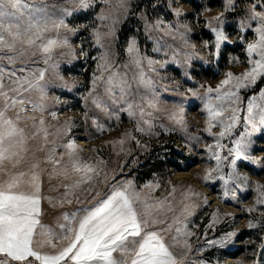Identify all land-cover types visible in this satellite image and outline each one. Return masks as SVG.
Instances as JSON below:
<instances>
[{"label": "rangeland", "instance_id": "rangeland-1", "mask_svg": "<svg viewBox=\"0 0 264 264\" xmlns=\"http://www.w3.org/2000/svg\"><path fill=\"white\" fill-rule=\"evenodd\" d=\"M0 143V264H264V0H0Z\"/></svg>", "mask_w": 264, "mask_h": 264}, {"label": "crops", "instance_id": "crops-1", "mask_svg": "<svg viewBox=\"0 0 264 264\" xmlns=\"http://www.w3.org/2000/svg\"><path fill=\"white\" fill-rule=\"evenodd\" d=\"M7 166L9 167V165ZM1 174L3 175V172L0 171V175ZM41 208L42 203L38 195L33 193H21L12 189L8 190L6 187H0V223L7 226H14L13 224L17 225L19 223L20 215L28 218V226H26L27 232L22 241L25 247L29 246L31 239L30 235H32L36 227V217L40 214ZM10 241H12V239H10ZM16 254L23 257L19 252L12 254V256L17 258L18 256Z\"/></svg>", "mask_w": 264, "mask_h": 264}, {"label": "trees", "instance_id": "trees-1", "mask_svg": "<svg viewBox=\"0 0 264 264\" xmlns=\"http://www.w3.org/2000/svg\"><path fill=\"white\" fill-rule=\"evenodd\" d=\"M122 30H123V27H122ZM120 36L122 37V33L120 32ZM124 38V37H123ZM166 164H169V166L171 167V168H173V169H175V170H179V171H181L180 170V167H179V163H177V162H175V161H172V162H170L169 161V163L166 161V162H163V161H156L155 163H153V165H154V170L155 171H158V170H161L162 168H164V167H166ZM149 176V174H146L145 175V177H148Z\"/></svg>", "mask_w": 264, "mask_h": 264}]
</instances>
